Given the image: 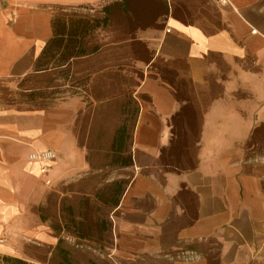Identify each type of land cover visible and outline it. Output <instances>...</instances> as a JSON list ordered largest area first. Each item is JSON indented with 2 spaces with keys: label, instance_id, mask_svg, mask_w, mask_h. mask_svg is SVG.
<instances>
[{
  "label": "crops",
  "instance_id": "obj_1",
  "mask_svg": "<svg viewBox=\"0 0 264 264\" xmlns=\"http://www.w3.org/2000/svg\"><path fill=\"white\" fill-rule=\"evenodd\" d=\"M108 1L0 0V82L34 74L57 11H92ZM214 2L222 25L211 31L169 15L159 35L144 33L151 58L142 62L134 92L132 164L120 168L129 171V182L108 216L114 249L123 257L153 255L167 258L166 264H264V183L244 172L240 159L252 133L264 125V0ZM163 66L195 90L208 91L211 76L222 86L202 113L195 155L184 157L188 166L171 146L172 119L189 101L176 97ZM68 103L42 110L0 108V255L15 256L30 243L53 250L58 243L60 235L41 219L39 208L58 184L90 170L86 148L71 127L78 106ZM42 152L54 159L41 161ZM174 218L178 244L171 254L162 253ZM194 242L217 245L218 262L185 249Z\"/></svg>",
  "mask_w": 264,
  "mask_h": 264
},
{
  "label": "rangeland",
  "instance_id": "obj_2",
  "mask_svg": "<svg viewBox=\"0 0 264 264\" xmlns=\"http://www.w3.org/2000/svg\"><path fill=\"white\" fill-rule=\"evenodd\" d=\"M129 4L131 18L135 17L137 21L127 28L122 12L114 10L108 24L90 35L88 48L97 45V51L90 53L92 55L89 57L72 61L67 72L57 70L30 74L21 79L0 82V108L42 110L59 107L62 102L68 103L71 97H75L71 103L78 108L71 127L78 144L86 148L90 170L84 177L66 184L60 183L48 193L39 212L51 224L61 225L63 214L60 210L63 205H71L77 209L81 197L92 195L97 187L110 182L113 177L128 178L129 171L103 165L108 161L105 151L115 129L122 123H126L131 129L134 121V92L143 75L141 65L151 58V52L146 46L150 42L145 39L146 30L159 35L165 30L166 16L169 15L183 22L195 23L207 31L222 25L214 0H129ZM101 8L95 7L92 11L88 8L85 11L74 9L66 13L73 14L75 18L80 15L100 16ZM59 13L64 12L57 11L55 14ZM128 32H131L132 39H128ZM216 63L222 70H226L218 59ZM163 69L166 78L173 81L179 95L189 101L174 122L175 134L171 146L172 151L179 153L177 157L180 164L188 166L184 163V157L195 155L202 113L210 97L218 94L222 86L215 83L216 77L211 76L208 91L195 90L185 77L175 78L173 71L164 66ZM198 96L201 101L197 100ZM241 152L243 171L256 175L264 183V125L252 133ZM184 197L187 198V194L182 196ZM109 212L108 208L101 207L99 214L109 216ZM90 215L91 211L88 213ZM175 218L166 228L162 253L171 254L172 245L178 244L175 239ZM72 231L71 228L68 232L64 233L62 230L57 234L60 235L61 246L70 251L78 264H88L90 259L99 264H166L168 261L167 258L153 255L123 257L115 251L111 233L102 237L97 235L91 239H80ZM209 247L212 254L218 253L217 245ZM14 257L30 264L56 262L50 247L32 243L21 247Z\"/></svg>",
  "mask_w": 264,
  "mask_h": 264
},
{
  "label": "trees",
  "instance_id": "obj_3",
  "mask_svg": "<svg viewBox=\"0 0 264 264\" xmlns=\"http://www.w3.org/2000/svg\"><path fill=\"white\" fill-rule=\"evenodd\" d=\"M114 10H120L122 12L123 19L127 21V28L134 21H137V18H131L129 0H112V2L104 4L99 11L100 16L80 15L75 18L73 14H55L51 23L52 36L46 42L44 49L35 63L34 74H43L57 70L65 73L72 61L97 51V45L88 48L90 35L95 30L99 28L103 29L108 24ZM145 27H148V25ZM127 35L129 36L128 39L133 38L131 32H128ZM171 84L173 85V83ZM176 97L179 100L183 98L179 95L177 89ZM133 105L134 109L132 114L135 120V116L138 113V104L137 102H133ZM178 116L179 113L173 117V125ZM133 127L134 121L131 129H129L126 123H122L115 129L105 151V157L108 158V161L103 166L125 168L132 164L130 143ZM173 134H175L174 126ZM128 182L129 179L118 178L97 187L92 195H84L79 199L77 209L71 205H63L60 210L63 214L60 221L61 225L50 223V226L56 233L62 230L68 232L72 228L75 237L80 239H91L97 235H101L102 237L104 234L110 233L108 216L99 214L101 207L108 208L109 210L116 207ZM90 211L92 215L88 216ZM41 219L46 220L43 216H41ZM211 245L203 246L201 243L197 244V242H194L186 244L185 249L191 251L198 249L201 254H205L210 263H216L218 260L215 254L217 253L212 254L209 251L211 249L209 246ZM53 253L54 258H56L55 264H78L72 257L70 251L61 246L60 238L53 249ZM0 262L2 264H30L25 260L9 255H2ZM88 264L99 263L90 259Z\"/></svg>",
  "mask_w": 264,
  "mask_h": 264
},
{
  "label": "built area",
  "instance_id": "obj_4",
  "mask_svg": "<svg viewBox=\"0 0 264 264\" xmlns=\"http://www.w3.org/2000/svg\"><path fill=\"white\" fill-rule=\"evenodd\" d=\"M35 155H30V158H34ZM38 159H40L41 161H46V160H51V159H54V154L51 153V152H42L40 153L38 156H37ZM48 170V166L44 165L42 168H41V171L42 172H46Z\"/></svg>",
  "mask_w": 264,
  "mask_h": 264
}]
</instances>
